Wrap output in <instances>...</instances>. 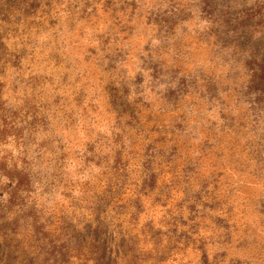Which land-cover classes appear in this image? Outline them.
Segmentation results:
<instances>
[{"label": "rangeland", "instance_id": "rangeland-1", "mask_svg": "<svg viewBox=\"0 0 264 264\" xmlns=\"http://www.w3.org/2000/svg\"><path fill=\"white\" fill-rule=\"evenodd\" d=\"M57 256L264 264V0H0V264Z\"/></svg>", "mask_w": 264, "mask_h": 264}, {"label": "trees", "instance_id": "trees-1", "mask_svg": "<svg viewBox=\"0 0 264 264\" xmlns=\"http://www.w3.org/2000/svg\"><path fill=\"white\" fill-rule=\"evenodd\" d=\"M48 256H49V254H48ZM47 256V257H48ZM66 256H64V257H62V256H57L56 257V260H53V263H50V264H64V262H66ZM46 260H47V262L49 263L51 260H50V258H46ZM47 263V264H48Z\"/></svg>", "mask_w": 264, "mask_h": 264}]
</instances>
